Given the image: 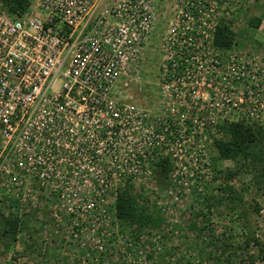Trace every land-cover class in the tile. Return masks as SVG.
I'll return each mask as SVG.
<instances>
[{
    "label": "built area",
    "instance_id": "1",
    "mask_svg": "<svg viewBox=\"0 0 264 264\" xmlns=\"http://www.w3.org/2000/svg\"><path fill=\"white\" fill-rule=\"evenodd\" d=\"M26 2L0 1V199L63 223L76 248L113 256L118 194L148 187L156 163L184 171L215 127H264V55L213 44L230 0Z\"/></svg>",
    "mask_w": 264,
    "mask_h": 264
},
{
    "label": "rangeland",
    "instance_id": "2",
    "mask_svg": "<svg viewBox=\"0 0 264 264\" xmlns=\"http://www.w3.org/2000/svg\"><path fill=\"white\" fill-rule=\"evenodd\" d=\"M230 7L232 12L228 17L235 37V46L231 51L244 52L245 55L253 51L262 57L264 0H230ZM37 15L43 16L41 13ZM254 17L262 19L258 28L248 25ZM167 32H171V27L164 23L158 39L155 38V48L160 37H165ZM155 48L147 52L149 65L145 68L146 76L149 73L153 76L157 66L152 57ZM60 88L61 79L58 77L54 91L58 92ZM123 93L133 97L138 104L145 105L147 102L135 87ZM223 125L215 127L208 135L203 155L184 164L182 159L183 167H187L184 171L183 168L177 171L174 161L167 158L170 162L167 175L155 176L152 172L148 187L143 188L139 184L135 188L129 187L138 206L148 210L147 214L154 217L155 224L139 229L122 224L116 217L111 225L121 234V242L114 245L117 239L114 238L109 241L110 244H103L104 248L115 251L113 256H109L108 252L97 254L76 248L75 242L63 233V223L35 220L32 209L18 216L11 202L0 199V214L5 217L15 215L22 222L15 242L0 240V264H213L211 259L220 255L215 240L221 237L227 241L231 237L236 247L243 248L245 226H249L260 242H264V194L257 190L250 175L239 174L231 179L225 177L236 169V164L221 160L215 147L214 142L222 138L219 128ZM229 191L241 200L233 208L229 200L223 203L216 201L219 197L227 198ZM211 203L215 207L208 210L207 205ZM255 208L259 211L256 212ZM40 213L48 215L45 208ZM243 213H246L245 217ZM245 219L247 225H244ZM58 224L60 227L56 226ZM32 229L37 232L32 234ZM257 250L252 244L248 249L250 254H256ZM243 257L244 252L239 251L233 264H238ZM255 264L262 262L256 261Z\"/></svg>",
    "mask_w": 264,
    "mask_h": 264
},
{
    "label": "trees",
    "instance_id": "3",
    "mask_svg": "<svg viewBox=\"0 0 264 264\" xmlns=\"http://www.w3.org/2000/svg\"><path fill=\"white\" fill-rule=\"evenodd\" d=\"M0 1L4 3L10 14L19 15L28 6L26 0ZM230 20L228 16L220 18L213 29V44L217 49L229 51L235 46V37L231 30L232 23ZM261 22V18L254 17L249 21L248 25L252 28H258ZM219 130L222 133V138L214 142L219 158L236 164V169L233 172H228L225 177L231 179L239 174L250 175L257 190L264 194V127L237 123L225 124ZM169 170L170 162L168 159H164L152 167V172L155 176L158 174L165 176ZM131 190L132 188H125L118 194L115 205L116 217L122 224L130 227L137 226L140 229L153 226L155 224L154 217L147 214V209L138 206ZM234 194V192L229 191L227 198L219 197L216 201L223 203L224 200H229L233 208L237 204L236 202L241 201ZM207 206L208 210H210L211 207H215V204L211 203ZM254 210L256 212L259 211L256 208ZM245 214L243 213L242 216L245 217ZM20 223L22 222L15 215L10 214L5 217L0 214V240L5 239L15 242L16 235L20 231ZM247 224L245 219L244 225ZM27 227L25 226V228ZM245 227L243 248L240 246L236 247L232 243L231 237L227 241H223L221 237L215 240L220 255L211 259L213 264H233L234 258L239 254V251L244 252V257L239 259L238 264H255L256 261L264 264V242H260V239L255 237V233L249 230V226ZM33 232L36 233V229H32V234ZM251 244L258 248L256 254H250V251H248Z\"/></svg>",
    "mask_w": 264,
    "mask_h": 264
}]
</instances>
